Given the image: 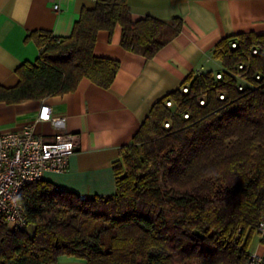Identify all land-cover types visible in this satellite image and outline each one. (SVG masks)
I'll return each mask as SVG.
<instances>
[{"label": "trees", "instance_id": "1", "mask_svg": "<svg viewBox=\"0 0 264 264\" xmlns=\"http://www.w3.org/2000/svg\"><path fill=\"white\" fill-rule=\"evenodd\" d=\"M117 25L120 45L149 59L181 32L183 20H133L127 0H95L68 36L28 34L38 56L15 69V85L0 84V102L72 92L82 78L109 87L119 60L97 56L94 46L100 30L111 34ZM212 58L235 71L242 63L238 72L255 86L238 90L229 75L215 80L212 70L187 75L180 88L153 104L121 148L110 196L81 198L43 180L24 186L19 200L27 229L0 215V264H53L61 258L86 264H247L264 217V34L226 36ZM199 97L206 98L204 105ZM169 98L189 117L173 116L166 129Z\"/></svg>", "mask_w": 264, "mask_h": 264}, {"label": "crops", "instance_id": "2", "mask_svg": "<svg viewBox=\"0 0 264 264\" xmlns=\"http://www.w3.org/2000/svg\"><path fill=\"white\" fill-rule=\"evenodd\" d=\"M127 5L133 20L179 17L183 28L149 59L120 45L119 25L111 34L100 30L94 53L120 63L109 87L82 78L72 92L16 104L0 102V132L32 126L50 141L54 128L37 120L40 106L48 104L53 115L66 118V131L77 136L76 148L65 171L45 172L42 180L78 196L116 192L112 165L121 148L132 141L156 101L180 88L190 73L213 68L212 51L221 39L237 33L264 34V0H127ZM94 6V0H0V84L15 85V69L37 58L39 48L27 38L29 33L68 36L82 9ZM255 239L249 251L264 254V243ZM53 264L86 263L61 258Z\"/></svg>", "mask_w": 264, "mask_h": 264}, {"label": "built area", "instance_id": "3", "mask_svg": "<svg viewBox=\"0 0 264 264\" xmlns=\"http://www.w3.org/2000/svg\"><path fill=\"white\" fill-rule=\"evenodd\" d=\"M95 1V0H94ZM58 10V4L54 5ZM236 42L231 47H236ZM252 53H257L254 48ZM242 63L237 65V71L221 67L214 72V79L221 80L223 74L229 75L236 82L238 90L255 86L238 71L243 69ZM204 72L203 69L197 73ZM256 80H261L260 74H255ZM188 86L182 87L183 92H188ZM218 97L225 99V93L219 92ZM205 97H199L198 102L204 105ZM167 108L175 106L173 99L165 100ZM183 118H188L189 113H180ZM37 120L48 122L53 128V139L44 140L32 126L18 131L0 132V215L7 223L20 230L27 229V220L24 208L19 200V193L24 186L42 180L45 172H63L68 165V158L77 145V136L65 129L66 118L53 115L48 104H42L37 114ZM164 127H170L169 121L164 122ZM84 198L85 196H80ZM256 233L261 243H264V217L258 222ZM247 264H264V254L251 252Z\"/></svg>", "mask_w": 264, "mask_h": 264}, {"label": "rangeland", "instance_id": "4", "mask_svg": "<svg viewBox=\"0 0 264 264\" xmlns=\"http://www.w3.org/2000/svg\"><path fill=\"white\" fill-rule=\"evenodd\" d=\"M213 63V68L211 69L213 72H215L216 70H218L219 68H220V63L218 62V61H216V60H214V62H212ZM170 111H171V117L170 118H167L165 121H169V123H170V126H171V123H172V117L173 116H175V115H179V116H181V114H179V112L177 111V109H176V107L174 106V107H172V108H170ZM164 121V122H165ZM164 122H163V127H164ZM164 128H166V129H168V128H170V127H164ZM29 231H30V229H29ZM253 237V243H254V241L256 242V239L255 238H258V236L256 235V233H254V235L252 236ZM251 242H252V239H251ZM250 249H251V246H250ZM251 251H252V249H251Z\"/></svg>", "mask_w": 264, "mask_h": 264}]
</instances>
